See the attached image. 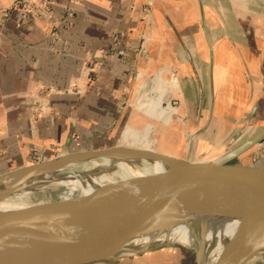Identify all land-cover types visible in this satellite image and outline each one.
Wrapping results in <instances>:
<instances>
[{
  "label": "crops",
  "instance_id": "crops-1",
  "mask_svg": "<svg viewBox=\"0 0 264 264\" xmlns=\"http://www.w3.org/2000/svg\"><path fill=\"white\" fill-rule=\"evenodd\" d=\"M149 3L0 0V175L118 145L152 124L144 95L173 109L154 118L166 152L204 126L234 133L255 107L264 118V0H152L147 17Z\"/></svg>",
  "mask_w": 264,
  "mask_h": 264
},
{
  "label": "water",
  "instance_id": "water-1",
  "mask_svg": "<svg viewBox=\"0 0 264 264\" xmlns=\"http://www.w3.org/2000/svg\"><path fill=\"white\" fill-rule=\"evenodd\" d=\"M256 111L257 107L234 133L214 139L204 135L206 141L199 146L197 139L208 126L193 132L186 141L184 158L173 152L114 145L65 153L1 174L0 203L24 190H38L34 189L35 185L40 184L45 173L93 159L135 165L160 162L171 167L169 171L118 182L86 196L38 204L41 201L12 212L0 211V264H92L122 259L163 245L191 249L196 264H205L201 249L179 243L155 244L122 256L115 250L150 233L145 223V207L160 198H199L202 202L192 201L189 206L201 212L214 208L213 200L221 201L226 204L222 212L246 213V223L264 224V128L256 132L258 128L251 119ZM76 172L79 171L64 170L59 177ZM205 194V198L200 197ZM263 251L264 243L256 245L237 264H246Z\"/></svg>",
  "mask_w": 264,
  "mask_h": 264
},
{
  "label": "bare ground",
  "instance_id": "bare-ground-1",
  "mask_svg": "<svg viewBox=\"0 0 264 264\" xmlns=\"http://www.w3.org/2000/svg\"><path fill=\"white\" fill-rule=\"evenodd\" d=\"M146 102L143 101L142 97L139 106L147 105L146 111L149 116L168 122L173 109L162 108L161 104L151 106ZM154 127L156 126L152 124L147 126L140 134L142 139L138 137L139 130L128 129L124 134H132V142L117 146L152 151L149 144L153 142L149 139V135ZM69 169H77L79 172L59 177L62 171ZM170 169L169 165L160 162H142L140 165H135L126 161L105 158L93 159L83 163L82 167H78L76 164L66 169L45 173L40 184L35 183L34 189L61 187L67 191L60 199H72L86 196L118 182L159 174ZM31 194L30 190L15 194L0 203V211L12 212L35 206L36 204L30 202ZM201 196L205 198L207 194ZM198 199L187 198L184 200L182 196H172L148 202L144 216L146 217L145 223L150 228V233L147 236L118 246L115 252L121 256L130 255V251L136 249L170 242L179 243L194 250L201 249L205 254V264H237L256 245L264 243L263 223H254L253 225L246 223V213L222 212L226 204L221 201L213 200L214 202L213 204L211 202V205L214 208L207 209L206 212L191 208L189 205L192 201L198 204L202 202ZM44 203L46 201L38 204ZM208 205L211 206L210 203Z\"/></svg>",
  "mask_w": 264,
  "mask_h": 264
},
{
  "label": "rangeland",
  "instance_id": "rangeland-1",
  "mask_svg": "<svg viewBox=\"0 0 264 264\" xmlns=\"http://www.w3.org/2000/svg\"><path fill=\"white\" fill-rule=\"evenodd\" d=\"M143 93H144V90L140 91L139 96L137 95V98L141 97ZM146 99H147L146 103H149L151 106H153V105L158 106L161 103L162 108L168 109V106L170 104L169 102H165V103L161 102V100H162L161 97L157 100L154 99V100L150 101L147 98V96L144 95L143 101L144 100L146 101ZM141 102H142V99L139 102V105ZM172 106L174 107L175 105L173 104ZM148 121H149L148 123H152L153 126H156L157 129L159 127L162 128L164 126L159 121L155 120L154 117H151V116L149 117ZM252 121H254L255 125L258 128L256 132H258L264 128V118H261L258 120L253 119ZM142 127L143 126H140V128H142ZM157 129H153V131L149 135V137H150L149 139H151L153 142V143H150L151 145L149 144V148L152 151L161 152L164 150V148H165L164 145L166 143H162L159 141V135H157ZM223 130H224L223 126L214 125V126H212V138L210 136V133L207 136L211 139L217 138L218 132L220 131L221 133H223ZM226 130H227V128H225V131ZM139 132L140 133L138 134V137H139V139H142V136L140 134H142L143 131L141 130ZM132 136H133L132 134H125L123 137L119 138L117 144L118 145L126 144V143L130 144L132 142V138H131ZM205 138H206V136L199 137L197 139L198 146L200 144H202L203 141H206ZM186 141L187 140H185V142ZM173 142L172 141L168 142L169 143L168 147ZM185 142L183 139L175 142L174 145L178 146V148H176V150H174L175 152H173V151H169V152L170 153L173 152L177 156L184 158L185 157V146H186ZM164 152H166V151H164ZM237 162H239V161H237ZM83 163H86V162H81V163L77 164V166L82 167ZM66 191L67 190H65L64 188H61V187H59V188L51 187L48 189L35 190L31 194L30 202L31 203H38L41 201L57 200L58 198H60V196L64 195L66 193ZM56 194H58V195H56ZM59 194H60V196H59ZM92 264H196V262H195V253L191 249H188V248H185L182 246H178V245H163V246H158V247L152 248L148 251H144V252L139 253V254H135L132 256L122 258V259H112V260L96 262V263H92ZM246 264H264V251L259 253L256 257L251 259Z\"/></svg>",
  "mask_w": 264,
  "mask_h": 264
},
{
  "label": "built area",
  "instance_id": "built-area-1",
  "mask_svg": "<svg viewBox=\"0 0 264 264\" xmlns=\"http://www.w3.org/2000/svg\"><path fill=\"white\" fill-rule=\"evenodd\" d=\"M38 7L37 4H35L32 1H20V2H15L11 7L9 8H19L21 11L25 13H29L32 10H34V8ZM143 12L145 13V16H149L150 14V6H146L143 8ZM2 15L4 17H8V10H3L2 11ZM147 53V45H146V41L143 42V45H141L138 54L145 56ZM78 92H80V90H77Z\"/></svg>",
  "mask_w": 264,
  "mask_h": 264
}]
</instances>
